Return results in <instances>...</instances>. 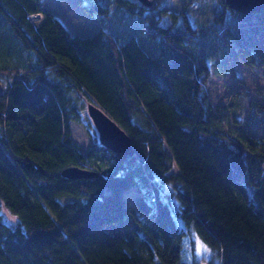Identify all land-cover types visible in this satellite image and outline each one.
Masks as SVG:
<instances>
[{"label": "trees", "instance_id": "1", "mask_svg": "<svg viewBox=\"0 0 264 264\" xmlns=\"http://www.w3.org/2000/svg\"><path fill=\"white\" fill-rule=\"evenodd\" d=\"M104 3L87 9L109 17ZM116 3L131 27L83 37L42 0H0V49L31 52L0 66V264H199L194 237L208 264H264V105H216L203 77L212 46L264 65V11L217 0L198 26L186 7ZM84 100L127 131L132 156L100 143ZM73 123L91 138L85 152ZM73 166L99 175L61 174Z\"/></svg>", "mask_w": 264, "mask_h": 264}, {"label": "rangeland", "instance_id": "2", "mask_svg": "<svg viewBox=\"0 0 264 264\" xmlns=\"http://www.w3.org/2000/svg\"><path fill=\"white\" fill-rule=\"evenodd\" d=\"M107 0H84L80 3L79 0H42V7L44 10L54 12L73 33L83 37L94 35L100 28H107L113 33H119L121 28L129 29L128 19H122L120 12L117 9L116 0H110L111 5L115 11L111 16L106 17L103 14L98 15L91 12L87 7L93 8L92 4L95 2L104 3ZM109 1V0H108ZM192 1L190 5L189 2ZM164 7L180 11L186 7L191 21L196 20L198 26H205L209 22V17L219 10L217 0H160ZM105 4V3H104ZM194 18V19H193ZM122 19V20H121ZM184 20V18H183ZM40 20H37L38 22ZM185 21V20H184ZM172 22L170 17L164 18V24ZM134 30V28H131ZM214 31L208 32L213 36ZM214 53L208 56L209 73L204 77L206 87L210 93L212 101L216 105L232 103V107H238L241 104L247 107L249 105V98L259 105H264V65L250 67L246 65L241 59L235 57H227L229 53L217 51V46H212ZM8 47L0 49V66L10 68L16 64H21L31 52L23 50L25 53L17 56L10 55ZM18 50V49H17ZM231 56V55H230ZM6 85H4L5 87ZM86 114L88 101L84 100ZM245 110L240 108L237 111L239 117L244 118L252 110ZM89 117V115H88ZM92 122L91 118L89 117ZM93 124V123H92ZM94 125V124H93ZM95 128V126H94ZM96 129V128H95ZM73 136L75 142L81 146L82 151L86 148L91 140L86 128L82 124L73 123L72 125ZM97 136L99 134L96 130ZM173 172L177 173V167L174 166ZM138 191L136 189L130 190L126 193V199L129 202L128 206H133L135 203V196ZM3 217L7 222L15 224L18 218L12 215L7 209L1 210ZM194 250L195 258L198 259L199 264H208V260L213 257L211 249L199 238L194 237ZM189 257L192 253L186 252Z\"/></svg>", "mask_w": 264, "mask_h": 264}, {"label": "water", "instance_id": "3", "mask_svg": "<svg viewBox=\"0 0 264 264\" xmlns=\"http://www.w3.org/2000/svg\"><path fill=\"white\" fill-rule=\"evenodd\" d=\"M145 7H151L155 0H139ZM229 8L242 14H251L264 11V0H225ZM0 91L2 88L0 86ZM87 112L98 134L100 143L107 149L122 155L132 156L135 149L132 138L127 131L105 111L96 100L88 101ZM61 174L70 179L90 178L99 175V172L85 169L80 166L68 167Z\"/></svg>", "mask_w": 264, "mask_h": 264}, {"label": "built area", "instance_id": "4", "mask_svg": "<svg viewBox=\"0 0 264 264\" xmlns=\"http://www.w3.org/2000/svg\"><path fill=\"white\" fill-rule=\"evenodd\" d=\"M28 18L32 23H35L37 20H41L43 18V13L41 12L30 13L28 14Z\"/></svg>", "mask_w": 264, "mask_h": 264}]
</instances>
